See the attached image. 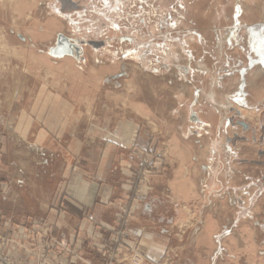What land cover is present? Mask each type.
Wrapping results in <instances>:
<instances>
[{
	"label": "rangeland",
	"instance_id": "374dc122",
	"mask_svg": "<svg viewBox=\"0 0 264 264\" xmlns=\"http://www.w3.org/2000/svg\"><path fill=\"white\" fill-rule=\"evenodd\" d=\"M60 36L69 45L53 52ZM263 95L264 0H0V197L10 185L28 212L47 199L57 210L16 224L0 213L3 255L15 264H264ZM135 130L145 143L97 176L115 133L131 140ZM54 148L95 188L115 185L112 221L84 210L91 236L69 232L65 201L51 196ZM216 167L234 168L230 194L219 182L200 191ZM176 181L197 189L177 196ZM211 213L234 218L230 234L203 235ZM146 221L161 228L159 253L141 239Z\"/></svg>",
	"mask_w": 264,
	"mask_h": 264
},
{
	"label": "crops",
	"instance_id": "0c3cea01",
	"mask_svg": "<svg viewBox=\"0 0 264 264\" xmlns=\"http://www.w3.org/2000/svg\"><path fill=\"white\" fill-rule=\"evenodd\" d=\"M264 96V95H263ZM141 128V127H140ZM138 128V129H140ZM138 130H135V135L133 136V138H131V140H128L126 137H122L119 136L117 134L119 133H115V138H111L113 139V143H109L108 146H105V149L103 151V164L104 166L101 168V171H98L97 176H101L102 173L105 170V164L107 162H109L111 159H122L121 164L124 166L125 163H127L125 161V158L123 159L124 156H126L127 153H129L130 151H137V148H135V145H137L136 143L144 144L142 142H140L139 138H144L138 135ZM111 136V135H110ZM134 140V141H133ZM143 140V139H142ZM147 140V138H144V141ZM136 142V143H134ZM37 145V144H36ZM34 150H36L37 152H40V154L44 155L43 152V147H40L37 145L36 147H34ZM253 150H256V148H254ZM51 153H53V155L58 158V156L60 157V170H59V176H60V181L59 185L56 186V190L52 193L51 196H53L54 198H59V196H62V200H64V204H65V209L64 212L61 213L62 218L64 219L62 222L64 223V225L66 226L67 230L69 232H73L75 229L78 227L79 229H82L81 226L84 225V223H86V218H84L82 215H84V210L87 207H95L96 211H97V215L100 216L101 214H103L105 219H108L107 217L109 216L111 218V220H107V222L112 221L113 219V214L114 212H112V208L111 206H106L105 204H107V202L109 200H111V197H113V193L116 190L115 189V185L111 184V183H107L106 181L103 182L102 184H97L96 188L94 186H92V182H90V180L85 179L83 176H80L79 173H76V170L74 169V164H73V158H68V151H66L65 153L61 152L60 150H58L57 148H54L51 150ZM120 153L119 156H117V154ZM52 155V154H51ZM52 155V156H53ZM45 161V160H44ZM234 168H230V169H226V173H222L220 174V171L217 169V167L215 168V170H211L212 171V180L210 185H204L201 184V188L200 191L202 190H207V188H210L211 191H216V188L218 186V182L223 185L224 183L226 184V189L227 191L226 194H228V190H231L234 188V183H235V175H234ZM83 171V170H82ZM249 171V170H247ZM208 172V171H207ZM243 174H242V178H246L248 174L244 175V170H242ZM123 173V172H122ZM121 173V174H122ZM250 174V172H249ZM55 175V174H52ZM51 175V176H52ZM222 176V180L223 177H225L224 181H219V176ZM58 176V177H59ZM200 179V176H198ZM206 180V178H205ZM7 183V181H6ZM5 183V184H6ZM3 188H5L4 183H1ZM172 189L173 191L176 192L177 196H180L181 193L187 192L188 194H192L194 193V191H196V186L191 185L185 181H183L182 183L180 181H176V182H172ZM8 185V183H7ZM91 186L94 187L91 189ZM243 188V187H242ZM34 192H31L30 195H32L33 197H37L36 193L38 190L33 189ZM120 193H122V196L124 194L123 190H119ZM172 191V192H173ZM13 194L16 195V192L13 190V187L9 185V187L6 186L5 189H3V196L0 197V213L6 218V219H11L12 223L16 224V223H22L25 222V220L31 219V218H35V217H44L45 215H48L51 218H54L55 213L57 210L55 208H53L52 206V202H50L49 204H46L48 199L44 202H42L40 199H42L41 197H37V198H33L35 199L34 201H39L42 203V206H38L39 209H41V213L38 214H33L30 213L26 210L25 207H22V200H17V198L15 196H13ZM230 194V192H229ZM157 197V196H156ZM264 197V196H263ZM15 198V199H13ZM50 198V197H49ZM152 198H154V196H152ZM53 199V198H52ZM49 202V201H48ZM96 205V206H94ZM50 206V207H49ZM173 204L170 205V207H172ZM55 207V206H54ZM222 207V206H220ZM227 207H231L230 203L228 202V199L226 200L225 203V209H228ZM155 209V204L151 201V203H147L145 206V214L146 213H151L152 210ZM52 211V212H49ZM66 210V211H65ZM222 210L220 209H215V212H218ZM213 211V209L211 210V212ZM82 216V218H81ZM217 215H210L209 218H207L205 220V226H206V230L204 231L203 235L208 237V239L216 238L215 236L218 235L216 233H218L219 229L222 230V233L224 232L223 236L226 234H230V231L228 229V226H232L235 221L234 218H217ZM150 218L151 215H150ZM81 220V221H80ZM152 220V219H151ZM106 222V221H105ZM59 222H55V224L57 225ZM147 223V225H146ZM145 225L146 227H143L141 230L138 228L140 234H141V239H143L144 241H146V245L148 242V246H147V250L148 253L151 254H156L159 253L160 251H162L163 249L161 248L163 246L161 242V239H159V233L161 235V228L157 229V231H155V228L151 225L152 222H147L146 221ZM239 223V222H238ZM244 223V222H243ZM149 226V227H147ZM10 228V227H9ZM11 229V228H10ZM77 230V231H78ZM84 232V237L86 236H91L95 231L94 229L92 230H84L82 229ZM6 231V230H5ZM68 232V233H69ZM251 233L248 232L247 234H244V232L241 234L242 238L244 239L245 236L247 235L249 237ZM66 235H70V234H66ZM69 237V236H68ZM73 236L71 234V239L73 240ZM163 239V238H162ZM231 238H227L226 241H229ZM246 239V238H245ZM21 252V251H20ZM17 254V253H16ZM21 256H24L22 253L20 254Z\"/></svg>",
	"mask_w": 264,
	"mask_h": 264
},
{
	"label": "water",
	"instance_id": "95a60500",
	"mask_svg": "<svg viewBox=\"0 0 264 264\" xmlns=\"http://www.w3.org/2000/svg\"><path fill=\"white\" fill-rule=\"evenodd\" d=\"M60 38V39H59ZM58 38V42L61 44H57V46H56V48L55 49H52L53 50V52H55L56 50L58 51L59 50V48H61L62 46H63V44L61 43V41L63 42V43H66L67 44V46L69 45L66 41H68V40H66L63 36H60ZM60 45V46H59ZM70 47H72V48H74L75 50H79L80 48H79V46L78 45H76V44H70ZM72 48H69V50H68V52H69V54L71 53L72 54V52H71V50H72ZM63 51H66V50H63ZM67 52V51H66ZM77 53H79V51L77 52Z\"/></svg>",
	"mask_w": 264,
	"mask_h": 264
},
{
	"label": "built area",
	"instance_id": "2783aa9c",
	"mask_svg": "<svg viewBox=\"0 0 264 264\" xmlns=\"http://www.w3.org/2000/svg\"><path fill=\"white\" fill-rule=\"evenodd\" d=\"M3 242L0 243V264H15L13 261H11L10 259L6 258L3 253H2V246H3Z\"/></svg>",
	"mask_w": 264,
	"mask_h": 264
}]
</instances>
